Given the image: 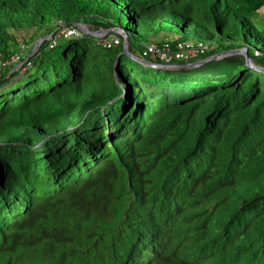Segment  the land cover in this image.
<instances>
[{"label": "trees", "instance_id": "trees-1", "mask_svg": "<svg viewBox=\"0 0 264 264\" xmlns=\"http://www.w3.org/2000/svg\"><path fill=\"white\" fill-rule=\"evenodd\" d=\"M143 1L0 0V264H264V0Z\"/></svg>", "mask_w": 264, "mask_h": 264}, {"label": "rangeland", "instance_id": "rangeland-1", "mask_svg": "<svg viewBox=\"0 0 264 264\" xmlns=\"http://www.w3.org/2000/svg\"><path fill=\"white\" fill-rule=\"evenodd\" d=\"M143 2L146 3L139 6L141 9H146L148 12L163 11L166 9L177 10L183 14L193 16L197 21H200L215 30V22L208 11V8L202 4L200 0H148ZM142 28L145 29L144 24L142 25ZM19 69L20 67L17 66L14 71Z\"/></svg>", "mask_w": 264, "mask_h": 264}, {"label": "water", "instance_id": "water-1", "mask_svg": "<svg viewBox=\"0 0 264 264\" xmlns=\"http://www.w3.org/2000/svg\"><path fill=\"white\" fill-rule=\"evenodd\" d=\"M81 29L82 30H84L85 32H89V33H92V34H95V35H99L100 33H97V32H91V31H89L85 26H81ZM48 37H46V38H43V39H41V40H39L38 41V44H37V46H36V48L34 49V51H33V53L30 55V57L27 59V60H29L36 52H37V50L40 48V46H41V43L45 40V39H47ZM129 38H128V36H127V38H126V40H125V50H124V54H126V55H129L130 57H132L133 59H135L136 61H139V62H142V63H144V64H148V65H150L148 62H145V61H143L142 59H140L139 57H137V56H135V55H133V54H131L130 52H129V40H128ZM224 55H221V56H215V57H213L212 59H214V60H217V59H220V58H222ZM204 63H206V61L205 62H202V63H200V64H204ZM248 65L249 66H251V67H253V68H255V69H257V70H260V71H262V72H264V69L263 68H260V67H255L254 66V64H252L251 63V61H249L248 60Z\"/></svg>", "mask_w": 264, "mask_h": 264}, {"label": "clouds", "instance_id": "clouds-1", "mask_svg": "<svg viewBox=\"0 0 264 264\" xmlns=\"http://www.w3.org/2000/svg\"><path fill=\"white\" fill-rule=\"evenodd\" d=\"M81 26H85V25H82V24H81L80 27H81ZM85 27H86V26H85ZM86 28H87V27H86ZM118 31H119L120 34H124L122 30H118ZM101 32H102V31H101ZM101 32H97V33H100L101 35L104 34L103 32H102V33H101ZM107 33H109V32H107ZM100 34H99V35H100ZM127 36H128V35L126 34V35H125V40H126ZM49 38H51V37H49ZM128 40H129V39H128ZM42 43H43V42H42ZM42 43H41V45H42ZM204 52H205V51H203V49H202V50H201V53H204ZM238 53H239V54H244V55L246 56V60H247V62H248V60H249V61H251L252 64H254V62H252V59H251L250 56L248 55V51H247L246 49L232 50V51H229V52H226V53H222V54L217 55V56L224 55L223 57H226V56H228V55H233V54H238ZM214 57H215V56H214ZM223 57H222V58H223ZM220 59H221V58H220ZM26 61H27V60H26ZM26 61H25V62H26ZM203 62H205V61H203ZM200 63H202V62H198L197 65H202V64H200ZM21 66H22V64L18 65V67H21ZM167 66H168V65H167ZM254 66L256 67L257 65L254 64ZM169 67H174V66H171V65H170ZM250 67H251V66H250ZM257 67H260V66H257ZM252 68H253V67H252ZM260 68H262V67H260ZM263 69H264V68H263ZM259 71H260V70H259ZM125 139L128 140V138H125ZM163 232H166V229L163 230ZM121 264H123V263L121 262Z\"/></svg>", "mask_w": 264, "mask_h": 264}, {"label": "built area", "instance_id": "built-area-1", "mask_svg": "<svg viewBox=\"0 0 264 264\" xmlns=\"http://www.w3.org/2000/svg\"><path fill=\"white\" fill-rule=\"evenodd\" d=\"M21 59V55L14 56L12 62H18Z\"/></svg>", "mask_w": 264, "mask_h": 264}]
</instances>
